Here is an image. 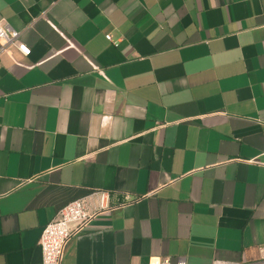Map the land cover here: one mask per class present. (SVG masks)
Here are the masks:
<instances>
[{"label":"crops","instance_id":"obj_1","mask_svg":"<svg viewBox=\"0 0 264 264\" xmlns=\"http://www.w3.org/2000/svg\"><path fill=\"white\" fill-rule=\"evenodd\" d=\"M2 21L31 54L0 56V264H42L43 227L96 191L117 208L62 264H264V0H0Z\"/></svg>","mask_w":264,"mask_h":264},{"label":"built area","instance_id":"obj_2","mask_svg":"<svg viewBox=\"0 0 264 264\" xmlns=\"http://www.w3.org/2000/svg\"><path fill=\"white\" fill-rule=\"evenodd\" d=\"M107 39L112 41L111 36H107ZM10 48L17 49L25 57L31 54L30 48L21 41L20 32L2 21L0 22V56ZM91 199L95 200V204H90ZM125 201L132 202L133 199L127 196ZM116 208L117 206L112 205L109 194L103 191L92 192L62 207L56 217L43 227L40 234L38 246L42 255V264H62L70 240L83 233L98 216L112 212ZM150 264H170V260L157 258ZM177 264H187L186 259L178 258Z\"/></svg>","mask_w":264,"mask_h":264}]
</instances>
